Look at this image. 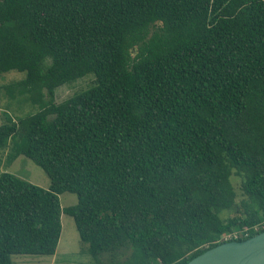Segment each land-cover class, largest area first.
<instances>
[{"label": "trees", "instance_id": "trees-1", "mask_svg": "<svg viewBox=\"0 0 264 264\" xmlns=\"http://www.w3.org/2000/svg\"><path fill=\"white\" fill-rule=\"evenodd\" d=\"M10 71L39 110L4 116L0 165L25 156L50 185L0 174V264L54 255L62 212L94 264H186L264 231V0H0Z\"/></svg>", "mask_w": 264, "mask_h": 264}, {"label": "rangeland", "instance_id": "rangeland-1", "mask_svg": "<svg viewBox=\"0 0 264 264\" xmlns=\"http://www.w3.org/2000/svg\"><path fill=\"white\" fill-rule=\"evenodd\" d=\"M25 73L10 71L0 76V125L5 122V115H9L14 121L33 114L39 110L38 106L32 105L25 96L16 95L10 97L4 87L10 83L22 81ZM94 77L90 74L72 83L60 86L55 91V103H60L70 96L82 92L94 84ZM0 174L11 173L33 185L48 189L50 180L44 171L35 165L25 156H19L10 165H6L2 155ZM232 184L237 194L236 202L243 198L239 178L232 176ZM59 202L62 209L77 204V197L73 193L64 192L59 195ZM233 210L221 213L222 217L232 216ZM61 234L54 255L52 256H12L14 264H94L91 257L86 252L87 245L83 244L75 228L71 216L61 213ZM109 258L103 257V263L108 264Z\"/></svg>", "mask_w": 264, "mask_h": 264}, {"label": "water", "instance_id": "water-1", "mask_svg": "<svg viewBox=\"0 0 264 264\" xmlns=\"http://www.w3.org/2000/svg\"><path fill=\"white\" fill-rule=\"evenodd\" d=\"M186 264H264V231L243 241H226Z\"/></svg>", "mask_w": 264, "mask_h": 264}, {"label": "built area", "instance_id": "built-area-1", "mask_svg": "<svg viewBox=\"0 0 264 264\" xmlns=\"http://www.w3.org/2000/svg\"><path fill=\"white\" fill-rule=\"evenodd\" d=\"M259 227H264V220L256 225H254L252 228L253 230H257ZM245 234V236L248 235V231L247 229H244L243 232ZM241 235V232H231V233H228L227 235L224 236V241H229L231 239H237L239 236Z\"/></svg>", "mask_w": 264, "mask_h": 264}]
</instances>
